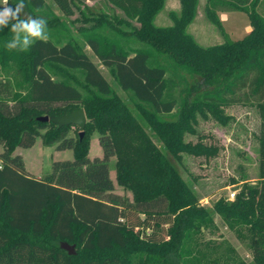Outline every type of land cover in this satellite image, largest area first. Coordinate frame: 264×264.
Here are the masks:
<instances>
[{
  "label": "trees",
  "instance_id": "16d2710c",
  "mask_svg": "<svg viewBox=\"0 0 264 264\" xmlns=\"http://www.w3.org/2000/svg\"><path fill=\"white\" fill-rule=\"evenodd\" d=\"M72 0H56L72 12ZM74 0L92 24L79 31L129 90L131 105L112 87L69 24L45 0H24L26 15L48 22L49 40L28 52L7 51L10 27L0 30V264H250L235 249L204 237L217 228L214 213L248 237L256 264H264V15L260 0H207L206 12L248 13L251 29L240 38L204 45L188 25L198 0H180L173 23L154 19L165 0H107L111 12ZM20 0H8L13 8ZM83 4V7L81 6ZM3 5L0 4V8ZM115 8L123 11L118 14ZM136 21L138 24H135ZM2 72V73H1ZM255 105L259 177L242 183L235 198L220 197L209 209L168 153L215 156L219 147L196 133L198 113L222 123L225 107ZM85 109L84 135L73 124L39 120L44 114ZM79 128V127H78ZM97 131L102 156L91 157ZM72 158L57 159L43 176L29 172L18 146L38 138ZM132 193H120L111 176ZM235 182V181H234ZM75 244L69 253L61 243Z\"/></svg>",
  "mask_w": 264,
  "mask_h": 264
},
{
  "label": "rangeland",
  "instance_id": "374dc122",
  "mask_svg": "<svg viewBox=\"0 0 264 264\" xmlns=\"http://www.w3.org/2000/svg\"><path fill=\"white\" fill-rule=\"evenodd\" d=\"M45 1L69 24L72 33L91 56L98 69L105 75L112 87L122 98L131 105L142 123L145 124L144 118L131 101L129 90H125L120 85L111 68L95 54L80 33V27H88L92 23L85 20V16L81 14L74 0L71 1L73 11L70 13L61 9L56 0ZM84 3L90 5L94 10L104 9L108 12L112 11L107 0H85ZM206 4L207 0H198L196 16L187 27V30L200 43L210 45L222 42L226 37L233 39L240 38L251 29L246 11H222V13H219L221 14L222 21L218 25L208 17ZM81 6L83 7V4ZM257 8L264 15V0H260ZM115 10L118 14H123L121 9L115 8ZM180 10V0H165L154 21L158 25H170L173 23L171 12L174 11L179 14ZM24 13L26 14V12ZM134 22L138 24L136 21ZM225 111L230 116L226 123L218 121L210 113L207 116L198 113V119L195 124L197 132H188L186 134L187 140L197 141L199 135H201L207 144H216L219 147V151L212 157L197 156L183 152L182 159L177 160L172 154L168 153L164 143L153 129L147 127L148 132L154 140L169 154L182 172L184 178L194 188L199 196L200 203L209 209L213 208L214 202L220 197L229 198L232 192H235L236 196L244 181H256L259 177L260 143L258 136L262 124L259 109L255 105L233 104L226 106ZM79 132L80 128L73 124L70 134L77 136ZM98 137L97 131L91 135L89 152L91 157L102 156V147ZM1 148L0 146V150ZM15 153L22 154L29 172L39 177L51 170L54 160L73 157L72 149H58L54 144L47 145L40 137L31 147L18 146ZM115 161L116 158H112L110 173L115 181L116 190L120 193H127L132 197V193L117 182ZM214 218L217 228L212 230L204 229V237L216 242H223V248L229 249L232 247L239 258L250 264H256L248 237H239L216 212L214 213Z\"/></svg>",
  "mask_w": 264,
  "mask_h": 264
},
{
  "label": "clouds",
  "instance_id": "9594fccd",
  "mask_svg": "<svg viewBox=\"0 0 264 264\" xmlns=\"http://www.w3.org/2000/svg\"><path fill=\"white\" fill-rule=\"evenodd\" d=\"M24 9V0L14 8L4 0V6L0 8V30L10 27L12 33V38L5 45L7 51L28 52L36 42L49 40L47 20L26 15Z\"/></svg>",
  "mask_w": 264,
  "mask_h": 264
},
{
  "label": "water",
  "instance_id": "95a60500",
  "mask_svg": "<svg viewBox=\"0 0 264 264\" xmlns=\"http://www.w3.org/2000/svg\"><path fill=\"white\" fill-rule=\"evenodd\" d=\"M38 119L43 121L50 120L58 124V126H63L66 124L77 125L80 128L81 137L84 135V129L87 123V115L83 107H79L75 110H72L64 114L40 115L38 116ZM61 245L62 247L66 248L69 253H76L75 244H70L66 241H63Z\"/></svg>",
  "mask_w": 264,
  "mask_h": 264
},
{
  "label": "built area",
  "instance_id": "2783aa9c",
  "mask_svg": "<svg viewBox=\"0 0 264 264\" xmlns=\"http://www.w3.org/2000/svg\"><path fill=\"white\" fill-rule=\"evenodd\" d=\"M229 198H230V199L235 198V192H232V193H231V196H230Z\"/></svg>",
  "mask_w": 264,
  "mask_h": 264
},
{
  "label": "crops",
  "instance_id": "0c3cea01",
  "mask_svg": "<svg viewBox=\"0 0 264 264\" xmlns=\"http://www.w3.org/2000/svg\"><path fill=\"white\" fill-rule=\"evenodd\" d=\"M0 4H2L4 6V0H0ZM222 13V12H221ZM221 15V14H220Z\"/></svg>",
  "mask_w": 264,
  "mask_h": 264
}]
</instances>
